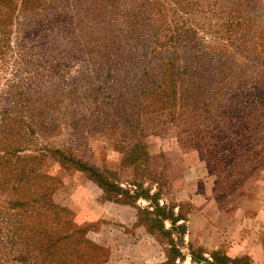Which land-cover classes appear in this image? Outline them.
Masks as SVG:
<instances>
[{"label":"rangeland","instance_id":"374dc122","mask_svg":"<svg viewBox=\"0 0 264 264\" xmlns=\"http://www.w3.org/2000/svg\"><path fill=\"white\" fill-rule=\"evenodd\" d=\"M161 64L192 76L187 96L214 107L213 128L225 141L251 108H261L252 129L238 126L247 143L229 151L242 159L264 155V0H1L0 141L15 154L0 153L9 168L0 176L6 187L0 209L11 200L29 201L36 232L68 237L61 257L68 264L122 260L117 248L129 233L146 237L150 259L165 258L159 264H195L192 248H204L210 261L220 251L264 264V252L256 254L254 246L261 236L264 241V223L256 218L264 201V161L261 169L246 168L244 180L223 193L201 153L215 135L197 132L203 116L187 131L183 90L177 86L176 97L152 95L147 73ZM145 189L150 196L160 189L158 200L143 197ZM216 189L226 210L245 197L242 208L258 212L236 216L219 248L212 249V238L191 243L187 233L178 242L185 224L172 225L178 206L186 219L192 201L214 198ZM43 194L47 207L33 202ZM136 194L137 206L148 212L144 225L137 210L119 203ZM173 243L183 261H169Z\"/></svg>","mask_w":264,"mask_h":264},{"label":"trees","instance_id":"16d2710c","mask_svg":"<svg viewBox=\"0 0 264 264\" xmlns=\"http://www.w3.org/2000/svg\"><path fill=\"white\" fill-rule=\"evenodd\" d=\"M25 1V0H23ZM1 2V0H0ZM36 3L38 5L39 0ZM26 4H31V0H26ZM88 16V15H87ZM147 76H149L152 79V85L155 86L154 92L152 93L154 96H160L163 98L164 96L167 97V95L170 92L175 93V97L177 96V90L176 87L179 86L180 91L179 97L181 106L183 107L182 114L185 115V121H182L183 123H187L190 127H188L187 131L192 132V122L198 121V115H202L201 117L203 120L198 122L199 126L196 125L197 132L199 133L200 130H202L199 134H208L210 131L213 135L212 139H207V142H205L201 148V153L206 155L205 157L208 158V161L211 165H213L215 169V173L218 176L219 183L217 184L219 187L221 186V191L223 193H227L231 191L233 187L232 181L234 180H244L245 178V171L246 168L249 166L252 168H263V161H264V155L263 153L259 154L256 153L254 156L252 155H245L244 158H240L239 156L236 157L235 154H232L233 148L232 147H239L242 144L247 143V136L242 138L238 134V126L239 124L243 126L248 124L251 129L257 124L255 122L257 119V115L260 112V109L257 108H251L248 115L243 117L241 120H238L231 130V132L228 133V141H225L221 139V137L218 135V132L216 128H213L214 121L213 117H211V114L214 112V107L210 104H206L204 102H201L200 99L196 97V94L193 96V98H189L188 91L189 89L186 88L187 84H190L192 82V76H190L188 73H182L180 71H176L175 69H166V67H163L162 64L160 67L156 68V70L152 73H147ZM185 77H187V80H185ZM187 81V82H186ZM202 92V89H198L196 91L197 94H200ZM183 95V96H182ZM163 105V103H162ZM193 107L194 110L191 112L189 109L187 110V107ZM200 108V109H198ZM264 115V114H263ZM262 115V116H263ZM262 116H259V118H262V121L264 123V118ZM258 118V121L260 119ZM192 121V122H191ZM236 129V132H235ZM206 140V138H205ZM241 140V142H240ZM251 142H254V138L249 139ZM4 144L0 141V153H4L5 157H8V155H14L15 150H13V146L5 147ZM253 147V146H252ZM2 149V150H1ZM230 149V151H229ZM1 156L0 154V176L4 178V176L7 174V170L9 168H5V157ZM251 157L253 159L251 160ZM3 159V161H1ZM7 162V161H6ZM238 166V167H237ZM28 175V174H27ZM25 175L23 177L24 180H27L29 176ZM25 185L28 184V182L25 181ZM27 186V185H26ZM25 189V187H23ZM6 190V187L3 184H0V194H2ZM16 189H14L15 191ZM157 194H161V190L157 189L156 193H153V195L150 196V189H145L141 192V195L145 197L147 200L153 199V202L155 200H158ZM140 194H136L135 196L129 195V200L123 199L120 200L119 203H129V206L137 210V213L139 215L138 217V223L144 225V218L147 216V211L145 212L144 209L137 206V201L139 200ZM220 190H215L213 196L215 200L218 203V207L221 211L226 210L227 207L224 206L222 203V200L220 198ZM143 198V199H145ZM1 200V199H0ZM22 202V201H20ZM19 201H10L8 202V206H2V209H0V264H9L10 258L9 256H12V261L15 263L20 264H68L66 259H61L63 256V242L68 238L67 236H52L50 233H48L46 230H41L40 232H36L34 225L31 224V220L28 217L29 214V208L30 203L29 201L20 203ZM36 204L41 203L43 204V207H47L48 205L45 202V195L43 194L41 196V199L34 200ZM158 205V204H157ZM165 208V207H164ZM157 207V210L160 211L162 214H165V209ZM11 210V211H10ZM181 207L179 209V213L176 215L177 220L173 218L172 225H175V222L183 220L186 224L187 216L185 218H181ZM173 213L172 215H174ZM32 215V214H30ZM173 217V216H172ZM159 218V217H158ZM161 219H167L166 216H160ZM159 223L160 220L157 219L155 224ZM3 224L6 225V228H3ZM182 224L180 226L181 231L180 236L178 237V242L183 241L184 234L187 233V224ZM44 229V228H41ZM150 230V228H147ZM151 231V230H150ZM163 231V230H161ZM80 234L83 232L78 231ZM78 235V233H76ZM165 234L170 235L167 231H165ZM37 236L38 238H36ZM77 240V238L74 240V242ZM175 245L172 249H169L167 252L169 254V261L175 262L177 258H180L182 261L184 260V256L181 254L180 250L177 249L176 244H172V246ZM74 247V246H73ZM72 250V254H79L74 251L75 248H69ZM196 251L194 248L191 249L192 254V262L195 264H246L247 257H238V258H229L226 255L222 254L220 251L212 252L213 259L210 261L207 258H204L203 255L205 252L202 248H197ZM72 264V263H70ZM74 264V263H73ZM252 264V261L250 262Z\"/></svg>","mask_w":264,"mask_h":264},{"label":"crops","instance_id":"0c3cea01","mask_svg":"<svg viewBox=\"0 0 264 264\" xmlns=\"http://www.w3.org/2000/svg\"><path fill=\"white\" fill-rule=\"evenodd\" d=\"M249 196L254 197L255 194L250 193ZM244 200L245 197H241V199H239V201L235 206H233V208L224 211H221L219 209L218 204L213 197L204 196L203 198H201V200H199L198 198L193 200L192 202L194 206L189 211L186 221L188 241L192 243L193 241L199 242L212 238L214 240V247L212 249L219 248L221 246L220 241H223L224 239L223 236H226L227 232L229 231V228H231L233 225L232 220L236 216H239L241 213L244 214V212L242 211L246 209V212H248L247 214L251 215L259 211V214L256 216V218L261 219V222L264 223V201H262L263 205L261 204L262 206L257 209L258 211L256 212L249 210V208L247 207L243 209L242 204ZM139 203L140 202L137 201V204ZM163 203H165V201H163ZM179 209L180 205L178 206V211ZM221 223L222 226H225L223 227V229ZM262 231H264V229ZM129 234L130 237H127L126 242L123 243V245L121 244L117 248V250H119V252H122L123 254L122 260H115L114 262L111 261L109 264H149L152 260L153 261L151 264H159L165 260L164 256L160 255L154 256L152 259H150V252L149 250H147L149 248V245L146 242V237L142 236L141 239H137L140 237L138 236L135 238L133 237L132 233ZM259 235L260 234H258L257 236L259 237ZM247 238H249V236H247ZM260 238V243H258L257 241L254 245L256 247V254L258 250H262L264 252L263 236H261ZM136 252L141 254V256L135 255Z\"/></svg>","mask_w":264,"mask_h":264}]
</instances>
